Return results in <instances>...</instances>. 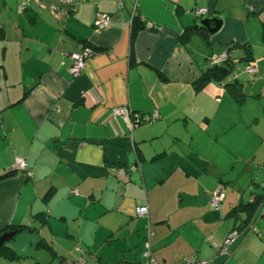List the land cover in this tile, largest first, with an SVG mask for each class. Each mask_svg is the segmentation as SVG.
<instances>
[{
	"label": "crops",
	"instance_id": "crops-1",
	"mask_svg": "<svg viewBox=\"0 0 264 264\" xmlns=\"http://www.w3.org/2000/svg\"><path fill=\"white\" fill-rule=\"evenodd\" d=\"M207 16L214 34L191 29ZM232 44L247 57L228 76L242 100L196 90ZM83 45L95 54L73 78ZM3 175L0 231L19 233L1 264H143L148 225L157 264H264V218L234 213L264 183V0H0Z\"/></svg>",
	"mask_w": 264,
	"mask_h": 264
},
{
	"label": "built area",
	"instance_id": "built-area-1",
	"mask_svg": "<svg viewBox=\"0 0 264 264\" xmlns=\"http://www.w3.org/2000/svg\"><path fill=\"white\" fill-rule=\"evenodd\" d=\"M118 4H119V7H121V2H119ZM194 13H195L196 17H200V16L208 14V11L205 9H196ZM133 16H134V14H132V17ZM109 25H110V17L107 15H101V14L98 15L96 18V21L94 22V27L96 29H99V30L105 29ZM94 54L95 53L92 49L86 47V48H83L79 52L71 53L69 55V58L71 60L69 72L73 78H77L78 76H80L84 72V70L86 68V64L93 57ZM230 56L235 57L236 52L235 51H230V52L225 51V52H222L221 54H219L217 56L212 55L207 60H208L210 66H215V65L222 64ZM242 71L245 74H256L257 68L253 62H248L242 67ZM232 79L233 78H231V80ZM111 113L115 117H121L124 114V112L119 108L113 109L111 111ZM156 117H157L156 114H154L150 117L149 116H143V117L136 116V123L135 124L139 125L140 123H150L151 121L156 119ZM14 165H15L16 170L25 173L26 176H28V177H31V174L29 172H27V162L25 159L17 157L15 159ZM118 173H119V175H122L123 172L119 171ZM223 198H224L223 193H221L220 190H216L211 195L209 202L213 207L217 208L218 204L223 200ZM251 201H253V197L251 198ZM261 215H264V206H262V208H261ZM135 217L137 219H148V206H147V204L141 205L136 209ZM146 234H147V238H146V241L144 242L143 264H157V262L155 261V259L152 256V252H151L150 237H151L152 233H151V230L149 228V225L146 228ZM232 236H235V233L232 234ZM227 244H228V241L224 245L226 246ZM224 249H225L224 247L222 249H220L219 253L223 252ZM75 250H78V249L75 248ZM182 264H212V262L188 259V260L183 261Z\"/></svg>",
	"mask_w": 264,
	"mask_h": 264
},
{
	"label": "trees",
	"instance_id": "trees-1",
	"mask_svg": "<svg viewBox=\"0 0 264 264\" xmlns=\"http://www.w3.org/2000/svg\"><path fill=\"white\" fill-rule=\"evenodd\" d=\"M191 29L194 30L193 26L191 27ZM86 47L92 49L95 53V49L90 45H83L79 51H81L83 48H86ZM240 49L241 47L239 45L232 44L228 46V48L226 49V52L235 51L236 54L237 53L239 54L241 51ZM238 54L235 57L230 56L222 64L210 66L205 71H203L195 83L196 90L201 89L208 83H222L225 90L228 91L230 94H232L235 100L241 101L242 100L241 92H239L240 90L237 88L236 83L234 82L235 79H232V80L228 79V76L233 72L236 66L239 65L242 61L247 60V57L244 56V53H241L240 56ZM138 117H140V115ZM4 178H6L5 175L0 176V181L3 180ZM261 190L262 191L260 192V194L253 196V201H251L248 205L240 206L238 207L237 210H234V213L236 212L238 213L239 210L245 211L247 215V218L245 221L246 224L249 221H251L253 217L256 216L257 214H259L262 218H264V215H261V208L262 206H264V183H262L261 185ZM16 230L17 229L15 228L13 229L12 227L6 228L0 231V235H2L5 232L16 231ZM0 258H4L8 261H12L13 259H16L17 257L15 256L13 250L9 246L4 245L3 247L0 248Z\"/></svg>",
	"mask_w": 264,
	"mask_h": 264
},
{
	"label": "water",
	"instance_id": "water-1",
	"mask_svg": "<svg viewBox=\"0 0 264 264\" xmlns=\"http://www.w3.org/2000/svg\"><path fill=\"white\" fill-rule=\"evenodd\" d=\"M213 24L211 26L210 24ZM221 20L211 18L209 16L205 17L202 20H199L193 25L194 30H205L208 34L212 35L214 34L220 27ZM19 231H10L5 232L2 235H0V248L6 245L7 243L13 241V239L18 235Z\"/></svg>",
	"mask_w": 264,
	"mask_h": 264
},
{
	"label": "rangeland",
	"instance_id": "rangeland-1",
	"mask_svg": "<svg viewBox=\"0 0 264 264\" xmlns=\"http://www.w3.org/2000/svg\"><path fill=\"white\" fill-rule=\"evenodd\" d=\"M213 56H214V55H213ZM239 70H240V67H239V69H238V67L235 68V72H237V71H239ZM262 220H264V219H262ZM14 239H15V238H14ZM14 239H13V240H14ZM11 244H12V241L9 242V243H7L6 245H7V246H10ZM0 262H4V261L0 260ZM0 264H1V263H0Z\"/></svg>",
	"mask_w": 264,
	"mask_h": 264
}]
</instances>
